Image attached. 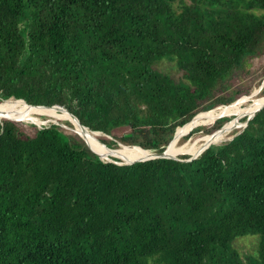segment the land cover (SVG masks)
Listing matches in <instances>:
<instances>
[{
    "label": "trees",
    "instance_id": "1",
    "mask_svg": "<svg viewBox=\"0 0 264 264\" xmlns=\"http://www.w3.org/2000/svg\"><path fill=\"white\" fill-rule=\"evenodd\" d=\"M263 55L264 0H0V102L58 105L108 136L128 127L119 140L146 152L250 94L264 71L246 63ZM25 127L0 119V264H264V107L191 161L103 162L76 132ZM246 235L257 245L242 256Z\"/></svg>",
    "mask_w": 264,
    "mask_h": 264
},
{
    "label": "rangeland",
    "instance_id": "2",
    "mask_svg": "<svg viewBox=\"0 0 264 264\" xmlns=\"http://www.w3.org/2000/svg\"><path fill=\"white\" fill-rule=\"evenodd\" d=\"M246 64H247L246 70L250 71V73L252 75L260 73L261 71L263 72L264 71V55L253 57L249 61H247ZM155 68H157L161 72L167 74L169 77H171L175 81L181 79V77H182L181 71L177 68L174 61L162 60V61L158 62L157 64H155ZM252 75L249 76L248 78L252 79ZM246 78H247V76H245V74H236L235 76H233V78L231 80H229V85L235 86L241 80H245ZM252 84L253 85L251 86L250 94L241 95L238 97V99L236 101L232 102L233 104L230 103L232 105V107L235 108L236 110L232 113H229V112L223 113L218 118V119H220V118L225 117V118L230 120L232 115H237L231 124L222 128L225 130L228 129L229 127L232 128V130L226 134L227 138L224 141H222L218 144H214V145L222 144V143L230 140L236 133L240 132L244 127V119L248 116L253 115V114L251 115L250 112H248V109L252 107L254 102H256L260 99H264V96H262L263 94L261 93L262 90L264 89L263 88L264 87V76L262 78L256 79L255 82H253ZM231 105H229V106H231ZM229 106H225V107L227 108ZM7 107L10 109H14V110H20V109H26L27 105H25L24 103H21V102H17L14 99H11L8 101ZM43 111L45 112L44 115L37 113V115H35V116H23V117H15V118L21 119V121L26 126H29V127H25L27 130H32L30 125H35L39 128L40 126L41 127H47L53 123H58V126H60L59 127L60 130L63 131L65 134H73V132H76L73 124L69 121L68 117L65 114L58 112V111H55V110H43ZM24 118H29L34 123L24 122L23 121ZM211 120L212 119L209 118V116H204L201 118L200 124L199 125L196 124L197 126H200L199 130L195 131L192 134H187L189 132V129H191L192 127H196L193 124L192 127H185V130H183L184 129L183 128L182 133L180 132V133L176 134V137L178 138V141H179V147L177 150L180 151L182 148H184V152H180V154H178V155L194 156L195 152L197 151V148L195 145L202 143L204 140L210 138V136L214 137L215 135L222 133V131L218 132L216 134H213V135L207 133L208 128H210L214 124V122L210 123ZM225 130H223V131H225ZM129 131H130V129L128 127H120V128L114 129L112 131L111 136L100 133V135L98 136V140L103 138L104 141H106V142H110V143L113 142L112 146H110L111 149H118V147H119L118 144H123L124 146L129 147V145L122 143L119 140V138L122 135L129 133ZM88 142L90 145H92V143H93L89 140H88ZM173 143H175V139H174ZM94 148L97 150L96 147H94ZM185 152H189L190 154L185 153ZM124 153H126V150L124 148H122V151L119 154H124ZM199 154H197V155H199ZM111 158L113 160H117L118 162H122V163L124 162L118 158L110 157V159ZM256 245H257V237L250 236V235L238 237L234 241V246L236 247V249L239 251V253L242 256L248 255V254H253L256 250Z\"/></svg>",
    "mask_w": 264,
    "mask_h": 264
},
{
    "label": "bare ground",
    "instance_id": "3",
    "mask_svg": "<svg viewBox=\"0 0 264 264\" xmlns=\"http://www.w3.org/2000/svg\"><path fill=\"white\" fill-rule=\"evenodd\" d=\"M17 102L24 103L22 101H17ZM7 104H8V101L3 102V103L0 104V119L1 120L7 119V118L23 117V116H35L37 113H39L41 115H44L45 112L43 110H55V111H58V112H61V113L65 114L68 117L69 121L73 124L76 133H78L86 141L88 146L91 149H93L97 154H99V156L103 160H105V159L106 160H108V159L110 160V157H113V158H118V159L124 161V163H129V162H133V161H137V160L147 159V158H149L150 156L153 155L152 152H146V151L140 150V149H138L136 147H133V146H129V147H131V148H129V147L124 146L123 144H118L119 145L118 149H109V148H107L101 141L98 140V136L100 135V133L91 132L89 129L79 126V124L74 119H72L71 116H69V114H67L64 110H60V108H58V107H53V108H31V107L27 106L26 109L14 110V109L8 108ZM263 104H264V99H260V100H258L256 102H254L252 107L248 109V112H250L251 115L254 114L256 112V110H258ZM232 108L233 107L231 105V106L227 107L224 111H221L220 113L215 114L213 117H211L212 120L210 121V123L215 122L223 113H226L228 110H230ZM214 110L206 113L205 115H203L201 117L196 118V119H199V120L195 121L196 119H194L193 121H191L190 123L186 124L182 128L180 127L181 129L178 132H180L185 127H192L193 124L194 125L200 124V121H201L200 118H202L204 116H209L210 114H212V112ZM230 129H232V128H230ZM230 129H226L225 131L230 130ZM177 130H176V132H177ZM220 131H218V132H220ZM225 131H222V132H225ZM178 132L175 133L174 137H173V141L175 139V143H173V141H172L171 144L169 145L168 149H167V154L168 155L177 156L178 153L184 152V148H182L180 151L177 150L178 147H179V141H178V138L176 137V134H178ZM218 132H216V133H218ZM228 132L229 131H227L225 133H222V134H217L214 137L210 136V138L204 140L202 143H199V144L195 145L196 148H197V151L195 152L194 156H196L197 154L201 153V151L205 147L213 145V144H218V143L224 141L227 138L226 134ZM88 140L93 142L92 145L94 147H96L97 150L92 145L89 144ZM121 147L126 150V153L119 154L122 151ZM185 153H189V152H185Z\"/></svg>",
    "mask_w": 264,
    "mask_h": 264
},
{
    "label": "water",
    "instance_id": "4",
    "mask_svg": "<svg viewBox=\"0 0 264 264\" xmlns=\"http://www.w3.org/2000/svg\"><path fill=\"white\" fill-rule=\"evenodd\" d=\"M11 99H14V98H9V99H7V100H3L2 102H0V104L1 103H3V102H6V101H9V100H11ZM15 101H22V102H24V104L25 105H27L28 107H31V108H53V107H58V108H60V110H64L67 114H69V116H71V118L72 119H74L78 124H79V126H81V127H83V128H86L85 126H83L80 122H79V120L73 115V114H71L70 112H68L65 108H63V107H61V106H58V105H54V106H50V107H48V106H33V105H28L24 100H22V99H14ZM264 107V104L257 110V111H259L261 108H263ZM256 111V112H257ZM255 114V113H254ZM254 114L252 115V116H248L247 118H246V120L244 121V127L246 126V124H247V122L250 120V119H252V117L254 116ZM7 120H12V121H16V122H19V121H21V119H17V118H7ZM53 124H55V125H58V123H53ZM243 127V128H244ZM39 128H41V126L39 127ZM88 129V128H87ZM91 132H95V131H91ZM241 132V131H240ZM240 132H238V133H240ZM98 133H100V132H98ZM238 133H236L235 135H237ZM131 134H125V136H130ZM234 137V136H233ZM232 137V138H233ZM231 138V139H232ZM230 139V140H231ZM172 140H173V138H172ZM171 140V141H172ZM171 141L169 142V144L165 147V149L162 151V152H155V151H153L152 153H153V155L152 156H150L149 158H147V159H142V160H137V161H133V162H129V163H122V162H118V161H115V160H113V159H110V160H103L100 156H99V154H97V153H95L89 146H88V144L87 143H85L88 147H89V149L92 151V152H94L98 157H99V159L101 160V161H103V162H111V163H115V164H118V165H130V164H133V163H135V162H143V161H147V160H152V159H159V158H165V159H177L178 160V157L177 156H172V155H168L167 154V149H168V147H169V145H170V143H171ZM229 141V140H228ZM129 146H133V145H129ZM133 147H138V146H133ZM209 146H207V147H205L202 151H201V153L206 149V148H208ZM107 148H109V147H107ZM138 148H140V147H138ZM109 149H111V148H109ZM142 149V148H141ZM143 151H150V150H144V149H142ZM200 153V154H201ZM199 154V155H200ZM199 155H197V156H190L187 160H185V161H191L192 159H195L196 157H198Z\"/></svg>",
    "mask_w": 264,
    "mask_h": 264
}]
</instances>
